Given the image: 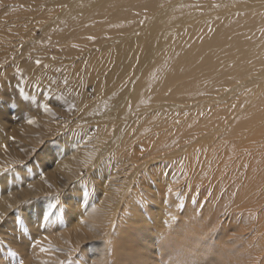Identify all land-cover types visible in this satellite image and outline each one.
I'll use <instances>...</instances> for the list:
<instances>
[{"label": "bare ground", "instance_id": "6f19581e", "mask_svg": "<svg viewBox=\"0 0 264 264\" xmlns=\"http://www.w3.org/2000/svg\"><path fill=\"white\" fill-rule=\"evenodd\" d=\"M21 3L31 12L12 24L13 33L0 32V49L14 51L9 71L0 75V84L6 83L0 95L38 121L34 111L44 109L46 99L32 104V83L47 82L63 119L77 115L95 126L89 140L94 155L85 163L125 165V181L140 173V182L157 175L166 196L139 188L141 196L146 192L141 199L122 180L127 206L70 232L56 194L43 192L35 178L22 183V174L0 165V264H248L245 258L264 264V0ZM37 27L40 39L34 36ZM43 68L53 79L40 75ZM55 129L48 134L51 146L60 149L55 165L82 162L79 146L57 139ZM172 156L179 157L177 163ZM176 169L215 199L206 201V209L187 201L181 210L187 195L174 191ZM77 176L70 173L68 183ZM77 193L84 198L87 191L75 182L67 193L72 201L65 204L76 205ZM149 205H160L162 226L141 220L150 214ZM224 215L243 217L253 227L247 234L239 225L229 238L243 246L238 254L209 243L218 227L226 229ZM85 241L89 246L77 256ZM249 245L253 251L246 250Z\"/></svg>", "mask_w": 264, "mask_h": 264}, {"label": "rangeland", "instance_id": "374dc122", "mask_svg": "<svg viewBox=\"0 0 264 264\" xmlns=\"http://www.w3.org/2000/svg\"><path fill=\"white\" fill-rule=\"evenodd\" d=\"M21 1L22 0H0V32L2 34L7 33L8 30H11V32L13 33L14 26L12 24H14V22L18 20L20 15L27 14L29 11L31 12V8H26V6L23 5ZM40 33H41V30L39 27H37L34 31V36L40 39L43 37L42 34ZM12 52L8 51V47L6 46L0 49V75L5 74L9 71L11 67L10 63L12 62H7V59H8V56L13 55ZM19 62L20 60L17 59L16 63H19ZM46 70H47L46 68H43L40 70L41 72L40 75H42V77H45V75L48 73V70L47 71ZM47 78L53 79V76L49 75V77ZM39 82L40 81L36 82V80H34L32 83V86L36 87V92H35L36 96L33 97L34 102H32V104L37 105L36 102L42 99H46V102H45L46 105L44 109L42 110L37 109L36 111H34V113L36 114V117H38V121H34L30 115L22 112V110L19 108L18 105L12 106L11 104H9L8 99L0 95L1 97L0 98V165H5L4 170H7V171L11 170L12 172L17 173L18 175L22 174L21 176L23 177H20L21 180L23 179L22 183L25 182V179L27 180L28 178H31V179L35 178L37 179L35 181L37 182V184L39 182L38 185H40L39 187L43 189V192H45L46 194L51 192L52 194H54V196L56 194V198H57L56 204H58L57 206L59 205L64 206L62 209L63 214L65 216L64 219L66 221V224L70 225L68 227L70 232H75V231L77 232L78 229H84L87 226L92 225L93 222L97 220L96 218H99L101 216L107 217L108 213L109 215L111 214L113 215L115 214L116 211L117 212H119L120 210L122 211V207L127 206L124 204H126L128 199H124V195L126 193L123 192V188H121L122 187L121 185L125 186L124 184L131 183L133 185V186L131 185L132 190L134 191L138 190L136 192L132 191L133 195H137V196L140 195L139 192H141L139 188H147L154 193H159L161 197L166 196L165 191H164L163 181L160 177L158 178L157 175L152 174L148 176L149 173H147L148 177L147 179L145 178L147 181L140 182V180L137 179V176L138 177L141 176L142 173H140V176L139 174H137V176L131 175V177H135L136 179L135 178L132 179L131 177H129L131 179L128 178L129 180L127 179L125 181L124 179L125 175L123 176L122 173L120 174L121 171H124L125 165L117 166L116 165L117 163L115 164L111 163V165L109 166H104V165L100 166L99 164L92 166L91 162L90 163L86 162L87 163L86 164L84 161L85 160L87 161L88 159L91 158V155L92 156L94 155L93 154L94 145L92 142L89 143V140H91L92 139L91 137L94 136V135H91V133L94 132L95 126L93 124H87L83 119L79 118V116L77 117V115L72 116V118L70 120L68 119V121L63 119L64 114L62 113L60 106L58 105L56 101L50 98L51 95L47 93L46 91L47 82H41V83ZM2 84H6V83L5 82L3 83L2 81V83L0 84L1 85L0 94L2 93V88H3ZM90 85L92 86L91 83ZM4 89L6 91L8 90L6 86H4ZM38 124L39 125L43 124L41 125L42 128L38 126ZM63 124L65 125L64 129H55L56 127H59L60 125H63ZM53 129H55L54 130L55 136L56 137L58 136L57 139L58 138L59 140L63 139L64 142L67 141L68 143H73V145L76 143L77 146H79V150H81L79 153V157L82 158V162H79L74 158L70 162L69 167L61 168L60 166L55 165L56 163L54 162L58 159L57 156H59L58 151L60 149L51 146V141L49 139L52 138L51 137L52 135H48V134H50L51 131H53ZM86 133H89L90 138L88 139L86 138ZM59 135H61V137ZM64 142L62 141V143ZM44 149L46 150L43 151ZM90 152L92 154H90ZM178 154L181 155V153H178ZM177 158L179 159V157L172 156L171 160H174L177 163L178 162ZM156 164L160 165V163H156ZM101 168H104L105 170L104 169L102 170ZM158 170L159 169H155L154 172ZM160 172L165 173V175L167 173V171L163 172V169H160L158 173ZM70 173L78 175L75 179H73V181L75 180L76 183H80L83 186H85L87 194H89V195L86 194L83 196L85 199L79 197V193H77L78 196L77 194H75L76 201L74 202H76V205H74L73 207H69L68 206L69 204L68 205L65 204L67 201H70V202L72 201L70 200L72 198L70 197L71 194L67 195V193L69 189L72 188V186L75 183V182H73L72 184L68 183L67 178ZM174 174L177 175V177H179L175 181L176 183L175 187L177 188L174 191L176 193L179 192L180 197L184 193V191H186L185 194L187 196L183 197L184 204H186L187 201H194L197 204H200L201 206L204 205L205 206L204 209H206V205H207L206 201L213 202V200H215L214 198L211 199L209 195H207L205 192L199 189V185L197 181L194 184L192 182L193 180L191 182L189 181L190 184L186 183L185 182L186 174H184L181 170L176 169ZM122 180L124 184L122 183ZM189 185H191V189L187 190L186 187H189ZM115 187H117L116 190H115ZM47 190H51V191H47ZM117 191H118V194H117ZM64 194L65 196H63ZM109 195L111 198H109ZM145 195H146V192L144 194V197L140 195L139 198L141 199L144 198L145 200ZM87 196H90V198H88ZM58 197H61V198L58 199ZM79 198H80V201H78ZM63 199L64 201H62ZM153 202L154 201H151L150 203H153ZM170 204H171V209H173V206H174L173 199L170 200ZM118 205H119V209L116 210ZM149 206L151 207L149 211L150 214L147 215L148 216L147 219L143 217V219L141 220L143 221L147 220V224H150L149 227H152V225L156 227V224H158L157 227L162 226L163 221H162V216L160 215L163 213H160L161 212L160 205L159 206L156 205V207H154V205H149ZM186 209H187V204L181 210L185 212ZM180 214L182 216V213ZM204 214H205V211L203 210L202 215ZM181 216L179 215L180 218ZM94 217L96 220L93 219ZM223 218H224L223 219L224 224L228 223L226 226V229L223 230L221 227H218L217 230L214 231L216 235L212 233L214 236L213 237L214 241H210L209 243L211 242L214 243V248L220 244L224 248H227V249L229 248V249H232L233 251L235 250L236 252H232V253L238 254L239 251H241L240 249L243 246L241 247V246H238V244L231 243L230 241H228L229 238L239 233V227H240L239 225H245L244 227L248 228V230L246 231L247 234L253 232L252 230L253 227H250V224H251L250 222H249L250 224L243 223L245 221L243 217L239 218L240 220L238 218L234 220L233 218L228 217V215H224ZM89 219L92 221H90ZM141 220L137 224L142 223ZM236 220L237 221L239 220V221L237 222ZM84 223H86L87 226H84ZM176 225L177 224H175L174 226ZM157 230L159 231L160 229H157ZM101 231L105 233L104 228H102ZM227 232H229L231 235L230 236L226 235ZM0 242L2 241L0 240ZM85 242L87 244L81 246V248H79V250L76 252L77 256L83 254V247L89 246L88 244L90 242L88 241H85ZM202 245H203L202 247L204 248L207 246L204 243H202ZM254 245L256 246V244ZM236 246L239 248H236ZM253 247L249 245L246 248V250L248 252L249 250L253 251L252 249ZM262 249L263 248L259 249L261 252L259 254L263 256L264 249L263 250ZM74 256L76 255H73L72 257ZM175 256L176 255H174V257ZM243 260L246 261L245 263L248 262V264H250L251 259L245 258ZM67 261H64V262H67ZM64 262L63 264H66ZM70 263H72V261H70ZM255 264H259V263H255Z\"/></svg>", "mask_w": 264, "mask_h": 264}, {"label": "snow or ice", "instance_id": "6c2138e0", "mask_svg": "<svg viewBox=\"0 0 264 264\" xmlns=\"http://www.w3.org/2000/svg\"><path fill=\"white\" fill-rule=\"evenodd\" d=\"M21 264H23V261H21Z\"/></svg>", "mask_w": 264, "mask_h": 264}]
</instances>
